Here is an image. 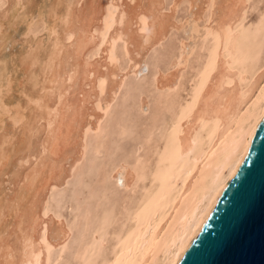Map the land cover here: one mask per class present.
<instances>
[{
    "label": "bare ground",
    "instance_id": "6f19581e",
    "mask_svg": "<svg viewBox=\"0 0 264 264\" xmlns=\"http://www.w3.org/2000/svg\"><path fill=\"white\" fill-rule=\"evenodd\" d=\"M250 1L175 0L170 12H165V0H72L63 13L67 23L58 38L59 46L45 72L50 82L44 85L45 91L40 88L42 91L29 95L36 112L28 125L23 122L25 107L6 98L13 88V73L3 51L17 40V28L26 21L20 15L24 0L11 3L0 16V130L7 118L25 128L23 146L4 170L9 177L0 180V264H53L62 259L72 230L51 207L52 193L66 184L84 158L88 134L101 128L126 77L143 73L146 52L162 43L173 28L185 24L175 17L177 9L189 2L198 21L210 11L206 36L217 35L218 42L183 119L175 123L153 184L146 186L128 228L105 264L178 262L264 117V42L258 38L264 17L256 21L254 32L248 29ZM56 16L61 20V15ZM32 25L27 22L23 31L27 42L34 37ZM56 31L49 26V36ZM253 35L257 40L240 52L242 39ZM119 41L124 42L131 61L126 71L119 65ZM187 46L183 41L182 49ZM182 57L186 60L188 55ZM182 68L158 75L159 87H176ZM123 167L117 168L114 177L124 176L128 188L137 174L131 167Z\"/></svg>",
    "mask_w": 264,
    "mask_h": 264
},
{
    "label": "rangeland",
    "instance_id": "374dc122",
    "mask_svg": "<svg viewBox=\"0 0 264 264\" xmlns=\"http://www.w3.org/2000/svg\"><path fill=\"white\" fill-rule=\"evenodd\" d=\"M13 1L0 0V16ZM174 1L165 0V12H170ZM71 2L24 0L20 15L26 21H22L17 28V40L4 49L7 53L3 51L5 57L9 58L5 61H10L7 64L12 66L10 71L14 76H11L13 88L6 98L14 99L15 104L25 107L23 122L27 125L36 112L28 101L29 95L37 94L50 82L45 74L49 72L52 56L59 46L58 38L67 23V16L63 13ZM193 10L195 8L189 2L177 9L176 21L185 24L173 28L162 43L149 49L147 55L144 53L143 73H131L126 77L101 128L88 134L84 158L66 184L52 193L51 207L66 219L72 230L62 259L53 264H105L128 228L146 186L153 184L156 170L175 131V123L183 119L218 42L217 35L206 36L205 27L210 11L198 21L192 14ZM56 14L61 15V20ZM261 16L264 17V0H251L246 18V26L251 32H254L255 23ZM27 22L33 24L34 37L31 42L23 37ZM50 25L57 29L52 36L48 34ZM263 27L258 38L264 42ZM253 37L247 39L245 36L242 39L240 52L252 46L257 40ZM183 41L188 44L185 50L182 49ZM182 53L188 55L186 60ZM126 54L124 42L119 41V65L123 71L131 63ZM176 59L178 62L173 64ZM180 67L183 68L176 87H159L158 75L169 74ZM13 69L17 72L14 73ZM4 124L0 130V180L9 177L4 170L11 165L12 155L23 146L25 128L19 122L14 123L12 118H7ZM126 166L137 174L136 180L128 188L124 185V176L114 177L117 168L126 169ZM2 197L0 191V200ZM59 251V247L55 248L53 254L56 256Z\"/></svg>",
    "mask_w": 264,
    "mask_h": 264
},
{
    "label": "water",
    "instance_id": "95a60500",
    "mask_svg": "<svg viewBox=\"0 0 264 264\" xmlns=\"http://www.w3.org/2000/svg\"><path fill=\"white\" fill-rule=\"evenodd\" d=\"M176 264H264V117L205 223Z\"/></svg>",
    "mask_w": 264,
    "mask_h": 264
}]
</instances>
